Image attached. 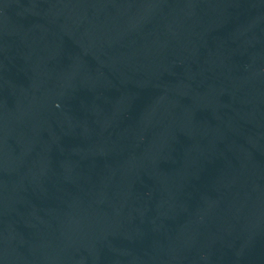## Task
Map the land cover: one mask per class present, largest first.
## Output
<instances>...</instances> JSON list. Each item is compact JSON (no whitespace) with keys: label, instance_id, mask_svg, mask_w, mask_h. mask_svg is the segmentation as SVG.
<instances>
[{"label":"water","instance_id":"1","mask_svg":"<svg viewBox=\"0 0 264 264\" xmlns=\"http://www.w3.org/2000/svg\"><path fill=\"white\" fill-rule=\"evenodd\" d=\"M0 264H264V0H0Z\"/></svg>","mask_w":264,"mask_h":264}]
</instances>
